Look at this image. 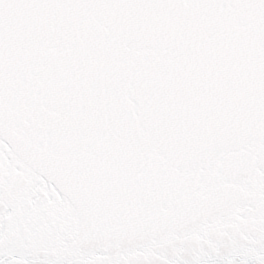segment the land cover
<instances>
[{
    "label": "snow or ice",
    "instance_id": "1",
    "mask_svg": "<svg viewBox=\"0 0 264 264\" xmlns=\"http://www.w3.org/2000/svg\"><path fill=\"white\" fill-rule=\"evenodd\" d=\"M0 264H264V0H0Z\"/></svg>",
    "mask_w": 264,
    "mask_h": 264
}]
</instances>
